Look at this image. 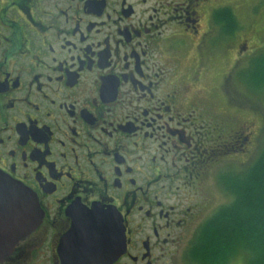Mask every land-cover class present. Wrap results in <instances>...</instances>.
<instances>
[{"label":"flooded vegetation","instance_id":"1","mask_svg":"<svg viewBox=\"0 0 264 264\" xmlns=\"http://www.w3.org/2000/svg\"><path fill=\"white\" fill-rule=\"evenodd\" d=\"M233 3L0 0V175L41 215L0 264H195L263 146Z\"/></svg>","mask_w":264,"mask_h":264},{"label":"trees","instance_id":"2","mask_svg":"<svg viewBox=\"0 0 264 264\" xmlns=\"http://www.w3.org/2000/svg\"><path fill=\"white\" fill-rule=\"evenodd\" d=\"M239 78L244 89L264 97V50ZM231 202L200 227L188 252L195 264H230L243 256L247 264H264V146L251 167L231 179Z\"/></svg>","mask_w":264,"mask_h":264},{"label":"rangeland","instance_id":"3","mask_svg":"<svg viewBox=\"0 0 264 264\" xmlns=\"http://www.w3.org/2000/svg\"><path fill=\"white\" fill-rule=\"evenodd\" d=\"M232 1L234 2V6L236 7L239 24L242 27V29H240L239 36H241L243 42L240 43H243V45L245 46L247 45L252 53H259L260 51L264 50V0ZM250 94H253L254 98L259 100V103L257 107L253 109V111L249 110L246 113H243L241 117L243 121L251 124L252 132H254L255 136L259 137L260 141H263L264 146V97H262V95L259 93L255 94L250 92ZM255 144L256 143H254V145L252 146V149H254ZM260 152H258V154L257 152H254L256 154H254V156L252 157L251 164L260 155ZM209 183H211L210 180L207 182V185ZM208 187V191L210 189L213 194V200L210 203V206L203 210L204 222L208 220V218L216 212L218 206L224 202V197H221V195L213 190L210 185ZM230 264H247V260L243 256H237L232 260V262H230Z\"/></svg>","mask_w":264,"mask_h":264},{"label":"water","instance_id":"4","mask_svg":"<svg viewBox=\"0 0 264 264\" xmlns=\"http://www.w3.org/2000/svg\"><path fill=\"white\" fill-rule=\"evenodd\" d=\"M36 204L28 189L0 175V260L37 228L41 215ZM118 247L115 245V255Z\"/></svg>","mask_w":264,"mask_h":264}]
</instances>
